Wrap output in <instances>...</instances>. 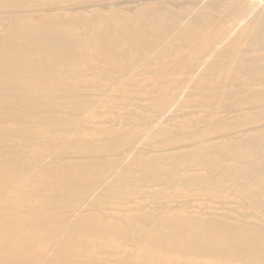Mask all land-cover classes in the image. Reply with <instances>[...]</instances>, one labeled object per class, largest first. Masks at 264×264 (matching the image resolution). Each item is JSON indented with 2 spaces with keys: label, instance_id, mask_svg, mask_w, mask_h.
<instances>
[{
  "label": "bare ground",
  "instance_id": "6f19581e",
  "mask_svg": "<svg viewBox=\"0 0 264 264\" xmlns=\"http://www.w3.org/2000/svg\"><path fill=\"white\" fill-rule=\"evenodd\" d=\"M0 264H264V0H0Z\"/></svg>",
  "mask_w": 264,
  "mask_h": 264
},
{
  "label": "rangeland",
  "instance_id": "374dc122",
  "mask_svg": "<svg viewBox=\"0 0 264 264\" xmlns=\"http://www.w3.org/2000/svg\"><path fill=\"white\" fill-rule=\"evenodd\" d=\"M179 2H183L184 0H178ZM262 90H263V88H261ZM242 200H234L233 199V203L231 204V205H229V207L230 208H233V209H235V210H241V208H242Z\"/></svg>",
  "mask_w": 264,
  "mask_h": 264
}]
</instances>
